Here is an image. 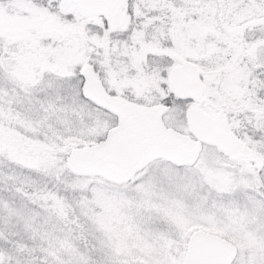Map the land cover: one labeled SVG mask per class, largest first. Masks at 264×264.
Here are the masks:
<instances>
[{
    "label": "snow or ice",
    "instance_id": "obj_1",
    "mask_svg": "<svg viewBox=\"0 0 264 264\" xmlns=\"http://www.w3.org/2000/svg\"><path fill=\"white\" fill-rule=\"evenodd\" d=\"M0 264H264V0H0Z\"/></svg>",
    "mask_w": 264,
    "mask_h": 264
}]
</instances>
